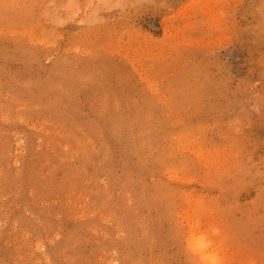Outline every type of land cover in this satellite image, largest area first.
Returning a JSON list of instances; mask_svg holds the SVG:
<instances>
[{"label":"rangeland","instance_id":"obj_1","mask_svg":"<svg viewBox=\"0 0 264 264\" xmlns=\"http://www.w3.org/2000/svg\"><path fill=\"white\" fill-rule=\"evenodd\" d=\"M264 264V0H0V264Z\"/></svg>","mask_w":264,"mask_h":264},{"label":"clouds","instance_id":"obj_2","mask_svg":"<svg viewBox=\"0 0 264 264\" xmlns=\"http://www.w3.org/2000/svg\"><path fill=\"white\" fill-rule=\"evenodd\" d=\"M220 229L209 226L204 229L197 222L186 239V247L198 264H223L220 250L216 247L214 237L219 236Z\"/></svg>","mask_w":264,"mask_h":264}]
</instances>
